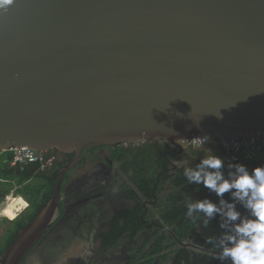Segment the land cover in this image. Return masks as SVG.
<instances>
[{
    "label": "water",
    "instance_id": "1",
    "mask_svg": "<svg viewBox=\"0 0 264 264\" xmlns=\"http://www.w3.org/2000/svg\"><path fill=\"white\" fill-rule=\"evenodd\" d=\"M264 138V0H14L0 9V154ZM52 203L29 234L39 235ZM10 245L20 264L32 244Z\"/></svg>",
    "mask_w": 264,
    "mask_h": 264
},
{
    "label": "flooded vegetation",
    "instance_id": "2",
    "mask_svg": "<svg viewBox=\"0 0 264 264\" xmlns=\"http://www.w3.org/2000/svg\"><path fill=\"white\" fill-rule=\"evenodd\" d=\"M213 147L208 139L198 149L130 140L86 147L78 158L73 151L42 152L44 161L25 166L45 176L40 182L52 183V190H41L39 205L23 207L13 235L7 233L12 219H1L0 257L17 240L31 238L20 264H220L207 243L222 231L218 220L205 226L202 216L186 217L189 201L216 197L183 175L185 167L215 154ZM257 160L262 159L247 162L250 170L259 166ZM69 165L59 206L39 235L29 234Z\"/></svg>",
    "mask_w": 264,
    "mask_h": 264
},
{
    "label": "clouds",
    "instance_id": "3",
    "mask_svg": "<svg viewBox=\"0 0 264 264\" xmlns=\"http://www.w3.org/2000/svg\"><path fill=\"white\" fill-rule=\"evenodd\" d=\"M13 3L0 0V9ZM183 175L216 197L189 201L186 211L187 218L202 216L205 226L218 220L220 235L207 240L216 251L215 259L220 264H264V165L250 170L244 163L210 154L195 167H185Z\"/></svg>",
    "mask_w": 264,
    "mask_h": 264
},
{
    "label": "trees",
    "instance_id": "4",
    "mask_svg": "<svg viewBox=\"0 0 264 264\" xmlns=\"http://www.w3.org/2000/svg\"><path fill=\"white\" fill-rule=\"evenodd\" d=\"M208 141L209 144H213V151L215 154H218L227 159L226 152L219 139L209 138ZM11 159L12 154L9 151L0 154V178L2 179V183L0 184V202L5 198L7 194L13 193L20 194L21 196L25 197L28 201V204L30 205H39L40 202L37 201V197L40 196L41 190L44 189L45 192H49L50 190H52V183H47L45 185L42 184L40 180L45 178V176H43L36 170H32L28 166H13L10 164ZM259 159H262L257 160L259 161V165H264V158ZM245 162L242 163L248 164V161ZM200 186L202 187V189H204L202 185ZM23 203V207H25L26 200L24 198ZM17 218L18 217H15L12 219V221L7 222V233L9 235H13L15 232L13 224L16 222Z\"/></svg>",
    "mask_w": 264,
    "mask_h": 264
},
{
    "label": "built area",
    "instance_id": "5",
    "mask_svg": "<svg viewBox=\"0 0 264 264\" xmlns=\"http://www.w3.org/2000/svg\"><path fill=\"white\" fill-rule=\"evenodd\" d=\"M205 142L206 139L195 137L185 141L184 145L198 149L202 147ZM221 144L227 151V161L242 163L256 158H264V138L261 137L228 139L222 142ZM10 152L12 154V159L10 163L13 166L18 165L20 167H24L29 163H35L45 160L42 153L28 146L13 147ZM1 181L2 179L0 178V183ZM14 198L15 197L13 196V194L6 195L4 201H2L3 203H1L2 205L0 204V216L3 214L2 209L6 205V203H8L9 201H11V199Z\"/></svg>",
    "mask_w": 264,
    "mask_h": 264
},
{
    "label": "bare ground",
    "instance_id": "6",
    "mask_svg": "<svg viewBox=\"0 0 264 264\" xmlns=\"http://www.w3.org/2000/svg\"><path fill=\"white\" fill-rule=\"evenodd\" d=\"M23 198L22 196H17L14 199H11V201H9L8 203H6V205L3 207V216H6L8 214H10L11 212H13L16 208V206L22 202Z\"/></svg>",
    "mask_w": 264,
    "mask_h": 264
},
{
    "label": "crops",
    "instance_id": "7",
    "mask_svg": "<svg viewBox=\"0 0 264 264\" xmlns=\"http://www.w3.org/2000/svg\"><path fill=\"white\" fill-rule=\"evenodd\" d=\"M11 164V163H10ZM1 183H2V181H1ZM0 183V184H1ZM2 202H0V204H1ZM23 206H24V203H23V200H22V202H20L17 206H16V208H15V210L13 211V212H11L10 214H8V215H6L5 217H7V218H9V219H13L20 211H21V209L23 208Z\"/></svg>",
    "mask_w": 264,
    "mask_h": 264
},
{
    "label": "rangeland",
    "instance_id": "8",
    "mask_svg": "<svg viewBox=\"0 0 264 264\" xmlns=\"http://www.w3.org/2000/svg\"><path fill=\"white\" fill-rule=\"evenodd\" d=\"M13 196H14V197H17V196H21V195H20V194H13ZM3 201H4V200H3ZM2 203H3V202H2ZM5 203H6V202H5ZM5 203H4V204H5ZM1 205H2V204H1ZM1 219H2V220H7V221H9V218H7V217H5V216H2V215L0 216V221H1ZM11 219H12V218H11ZM1 222H2V221H1Z\"/></svg>",
    "mask_w": 264,
    "mask_h": 264
}]
</instances>
